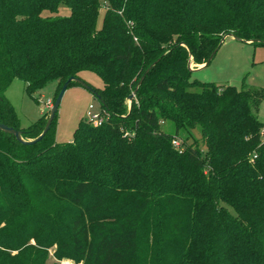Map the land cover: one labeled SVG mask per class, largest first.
Masks as SVG:
<instances>
[{
	"label": "trees",
	"instance_id": "16d2710c",
	"mask_svg": "<svg viewBox=\"0 0 264 264\" xmlns=\"http://www.w3.org/2000/svg\"><path fill=\"white\" fill-rule=\"evenodd\" d=\"M226 34L264 45V0H0V124L36 139L8 85L84 71L104 115L65 143L56 114L0 130V264H264V93L188 67Z\"/></svg>",
	"mask_w": 264,
	"mask_h": 264
},
{
	"label": "rangeland",
	"instance_id": "374dc122",
	"mask_svg": "<svg viewBox=\"0 0 264 264\" xmlns=\"http://www.w3.org/2000/svg\"><path fill=\"white\" fill-rule=\"evenodd\" d=\"M104 11L103 8L99 11L98 26L101 24ZM59 12L67 15L68 8L61 6ZM202 65L190 62V67L193 69L191 79L214 83L216 86L232 85L238 89L242 87L261 89L264 93V45L245 43L226 37L210 63L206 67H201ZM80 77L94 88L102 87L101 79L92 72L84 71L80 73ZM60 88H57L56 82L52 81L30 97L25 91L23 80L14 78L5 90L4 96L12 105L20 127L26 128L44 115L41 123L44 130ZM126 104L128 107L129 102L127 101ZM90 105L92 109H89ZM99 111L98 100L88 90L77 84L69 86L62 96L56 113V141L71 142L77 124L80 121L89 120L88 113H99ZM256 114L258 119L264 123V95ZM162 128L169 133H174V127L169 122L165 123ZM179 135L182 134L179 133ZM262 138L264 139V135ZM177 142L179 143L178 139ZM54 261L55 259L50 255L49 264H53Z\"/></svg>",
	"mask_w": 264,
	"mask_h": 264
},
{
	"label": "water",
	"instance_id": "95a60500",
	"mask_svg": "<svg viewBox=\"0 0 264 264\" xmlns=\"http://www.w3.org/2000/svg\"><path fill=\"white\" fill-rule=\"evenodd\" d=\"M226 37H231V38H234V39H236V40L239 41V39L236 38L235 36H232V34H226V35H224V36L222 37V39H221V43L223 42V40H224ZM250 42H251V41H250ZM215 52H216V50L212 53V55L210 56V58L208 59V61H206L201 67H205V66L208 64V62L212 59V57H213V55L215 54ZM188 67H189L190 70H193V69H191V67H190V63L188 64ZM201 67H199V68H201ZM142 79H143V77H141V79L139 80V83L142 81ZM71 81H74V82L78 83L80 86H82L83 88H85L86 90H88V91H89V92H90V93H91V94H92V95L98 100V102L100 101L99 96L97 95V93L94 91V89H93L90 85H88L87 83H85V82H84L83 80H81L80 78H77V77H70L69 79H67V80L63 83V85H62V87H61V89H60V91H59V93H58V95H57V97H56V99H55V101H54V103H53V106H52V108H51V111H50V115H49V118H48L47 124H46L44 130L42 131V133H41L36 139L31 140V141H29V142H25V141H23V140L21 139V137H20V132H19V131L14 130V129H12V128H9V127H7V126H5V125H3V124H0V130L5 131V132H8V133H12V134H13V135H14L19 141H21V142H23V143H32V142H36V141L40 140V139L42 138V136H43V135L46 133V131L48 130L49 125H50L51 121L53 120V118H54V116H55V114H56V112H57V110H58V106H59V104H60V101H61V99H62V96H63L64 92L66 91V89L68 88V85H69V83H70ZM134 95H135V91L132 92V93L128 96V100H129V101L132 100L133 97H134Z\"/></svg>",
	"mask_w": 264,
	"mask_h": 264
},
{
	"label": "built area",
	"instance_id": "2783aa9c",
	"mask_svg": "<svg viewBox=\"0 0 264 264\" xmlns=\"http://www.w3.org/2000/svg\"><path fill=\"white\" fill-rule=\"evenodd\" d=\"M93 107L90 105L89 106V109H92ZM89 114V120H86L88 123H90L91 125H93V126H98V125H100L101 123H102V121H103V113H102V111L100 110L99 111V113H88ZM172 143H173V145H175L176 147H178V142H177V140H173L172 141Z\"/></svg>",
	"mask_w": 264,
	"mask_h": 264
}]
</instances>
